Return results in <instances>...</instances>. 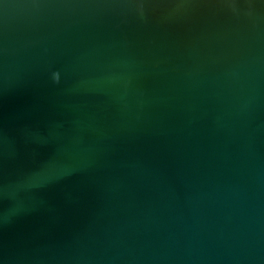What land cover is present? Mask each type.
Here are the masks:
<instances>
[{
	"label": "water",
	"instance_id": "1",
	"mask_svg": "<svg viewBox=\"0 0 264 264\" xmlns=\"http://www.w3.org/2000/svg\"><path fill=\"white\" fill-rule=\"evenodd\" d=\"M0 264H264V0H0Z\"/></svg>",
	"mask_w": 264,
	"mask_h": 264
}]
</instances>
